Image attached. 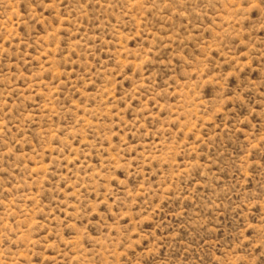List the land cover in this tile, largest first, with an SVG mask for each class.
I'll return each instance as SVG.
<instances>
[{
	"label": "rangeland",
	"instance_id": "obj_1",
	"mask_svg": "<svg viewBox=\"0 0 264 264\" xmlns=\"http://www.w3.org/2000/svg\"><path fill=\"white\" fill-rule=\"evenodd\" d=\"M0 264H264V0H0Z\"/></svg>",
	"mask_w": 264,
	"mask_h": 264
}]
</instances>
